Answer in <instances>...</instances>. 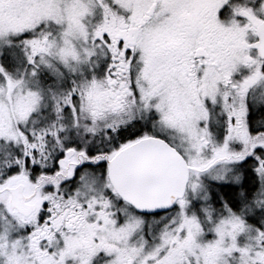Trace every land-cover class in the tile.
<instances>
[{
    "label": "snow or ice",
    "instance_id": "snow-or-ice-1",
    "mask_svg": "<svg viewBox=\"0 0 264 264\" xmlns=\"http://www.w3.org/2000/svg\"><path fill=\"white\" fill-rule=\"evenodd\" d=\"M0 264H264V0H0Z\"/></svg>",
    "mask_w": 264,
    "mask_h": 264
}]
</instances>
